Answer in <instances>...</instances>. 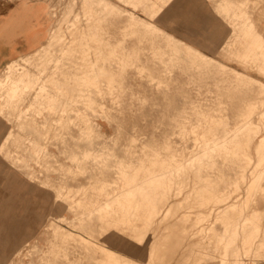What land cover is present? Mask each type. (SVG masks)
I'll return each mask as SVG.
<instances>
[{"label": "snow or ice", "instance_id": "1", "mask_svg": "<svg viewBox=\"0 0 264 264\" xmlns=\"http://www.w3.org/2000/svg\"><path fill=\"white\" fill-rule=\"evenodd\" d=\"M45 6L46 0H0L5 18L0 23L12 25L0 36V48L12 56L9 64L44 55L49 39L36 44L39 37L33 33ZM229 7L235 18L215 0L109 5L107 35L103 22L90 37L86 34L101 45L103 61L56 68L53 80L58 78L60 86L30 101L27 117L17 103L0 106V264H25V252L40 257L33 264H161L179 227L175 208L160 212L161 203L183 207L186 175H203L213 161L241 155L244 145L212 148L205 133L209 148L203 151L200 130L190 127L183 109V63L177 70L175 55L163 63L155 58L154 67L143 59L159 49L179 53L181 62L204 71L219 68L241 41L264 51V0L257 10L251 0ZM124 20L131 29L122 31ZM127 32L135 33L133 42L139 40L131 51ZM257 79L253 87L264 93V65ZM242 104V98L236 99L233 107L239 111ZM190 111L200 109L192 105ZM251 112L248 106L240 114L245 118ZM260 119L264 136V114ZM113 179L116 183L110 184ZM122 184L123 195H107ZM177 190L181 194L171 200ZM248 196L249 202L259 199L264 210V193L251 189ZM228 248L225 264H264V248L255 262L246 248L237 259L231 258L235 248Z\"/></svg>", "mask_w": 264, "mask_h": 264}, {"label": "rangeland", "instance_id": "2", "mask_svg": "<svg viewBox=\"0 0 264 264\" xmlns=\"http://www.w3.org/2000/svg\"><path fill=\"white\" fill-rule=\"evenodd\" d=\"M59 1L46 0L51 9L54 6H58L59 13L56 18H53V23L62 15L60 14L62 12H60ZM215 2L219 4L224 12H231L233 18L236 17V12L230 9L229 5L237 3L238 0H215ZM251 2L254 5L253 10H257L255 6L259 4L260 0H251ZM78 11L80 12L81 10ZM102 22L104 24L103 32L107 35L108 21L104 20ZM98 24L101 26V22ZM98 24L85 21V19L81 21V25L86 31H96ZM122 25V31L132 28L129 20L122 21ZM125 34L129 38V51L134 50L139 40L137 39L133 42L134 32ZM87 36L90 37L91 35ZM104 48L106 49L107 45H104ZM100 49V44L89 40L87 37L81 42L72 41V37H69L54 48L53 56L55 59L57 58V62L51 65L47 71V76L54 75L56 77V68L64 69L75 67L78 64L86 67L87 65L90 66L93 60L97 58L103 61L105 58L104 52ZM172 55L176 57L177 70H179L180 63H183V74L186 77V84L184 85L186 94L183 97V109L185 112H189L188 123L190 127H196L200 130L203 151H207L209 148L208 144L203 143L206 132L209 134L208 140L212 148H217L224 144L242 143L244 151L239 156L235 154L231 156L225 155L223 161H213V166L208 167V169L205 168L203 175L199 172L186 175L182 183V191L187 193V196L185 195L187 198L184 196L183 207L167 201L161 203L162 205L159 206L160 210L158 209L160 212H164L166 207L175 208L173 217L179 227L172 233V242H169L170 246H172L166 249L164 257L161 256L160 260L161 264L164 262V264H219L221 249H223L221 235L224 230L221 220L227 214L225 212L231 210L234 215L233 218L237 220L234 222L245 224L247 223L245 219L254 210H262L259 199L254 197L249 202L248 193L251 189L256 190L257 193H264V159H262L261 153L257 152V144L264 140V136L260 135L262 131L260 117L264 114L262 113V110H264V93L253 87L254 83L259 84L257 77L260 75L261 66L264 65V51L259 48H249L241 41L233 54L224 57L225 63L223 65H225V68L221 69L219 67L204 71L189 65L187 62H181L179 53L169 54L159 49L153 56L145 55L143 63L148 65L149 60H152L153 63L150 67H154L155 58H158L163 63L165 58L171 61ZM111 67L112 65L109 64L108 68ZM232 69L247 78L245 80H237ZM60 75H63V71L60 72ZM171 75L172 73L169 72V79H171ZM252 78L257 81L252 80ZM57 80L59 79L57 78ZM56 87L46 83L45 86L43 84L31 86L28 90L24 88L22 89L21 99H18L16 103L21 106L27 117L28 108L32 107L30 101H36L37 95L42 99L46 94V89L49 92V90ZM224 98H227V103L223 102ZM241 98L243 99V104L241 109L237 111L233 107L234 100ZM25 104H27L26 107L24 106ZM192 105H197L200 111L191 112ZM0 106L3 105L0 103ZM248 106H252V112L246 113V117L242 118L240 113ZM100 107L103 109V104ZM194 141L195 137L193 138L192 148L196 149L197 146ZM197 151H201V149H197ZM203 151H201V154H203ZM188 155H192L191 151L188 152ZM36 163H40L39 156L36 157ZM259 178L261 180L257 183ZM115 183V179L110 182V184ZM123 194V184L107 193V195L113 197ZM180 194L181 190H177L176 196L170 197V199L175 200ZM86 195V199H89V194L86 193ZM221 195H225V197H221ZM260 199H264V196H261ZM151 210L156 211L157 208L153 206ZM164 214L167 215L166 212ZM261 217H264L263 213ZM261 217L260 220L264 224V220ZM231 235L232 232L226 233L227 237ZM237 244L239 245L240 243L238 241L234 242L232 246L236 249ZM217 246L220 248L217 249ZM178 247L179 249H177ZM207 251L211 254H216L218 259L208 258L206 255ZM259 252L258 246L255 245L254 250L250 252L252 253L251 259L259 260L261 258ZM245 258H247V255ZM34 259L39 261L40 257L33 253L25 252V264H33Z\"/></svg>", "mask_w": 264, "mask_h": 264}, {"label": "bare ground", "instance_id": "3", "mask_svg": "<svg viewBox=\"0 0 264 264\" xmlns=\"http://www.w3.org/2000/svg\"><path fill=\"white\" fill-rule=\"evenodd\" d=\"M119 2L120 3H122V2L126 3L127 0H115V4H113V0H60L59 1V4L61 6L60 12H62L60 14H62V15H60V17L53 24L54 26L51 30L53 35L49 38V44H48L47 48L43 50L44 55L43 56L37 55V56L33 57L31 59V61L25 62V63L14 61L11 64H9L6 68H4L5 70L0 74V103L2 105H6L9 103H16L17 100L21 99V97H22V94H23L22 89L25 88V90H28L29 87L34 86V85L43 84L45 86L46 83H50L53 86L59 87L60 83H61L60 80H57V79L53 80V77H55L54 75L53 76H47V73H48L47 71L50 69L51 65L55 64V62H57L56 61L57 58L55 59L53 56V50L56 47V45L63 43L69 37H72V41L81 42L86 37V34L92 35L95 31L94 32L89 31V30L86 31L83 28V26L81 25V21L85 19V21L96 22L98 24L104 20H107L108 6L112 5L114 7V6L118 5ZM147 2H148V0L145 1V3H147ZM79 4H80V7L77 6ZM57 5H58V3H57ZM85 5H88V7H85ZM101 5H103V7H101ZM78 10H81V11L79 12ZM58 13H59L58 6H54V8L51 9V13H50L51 19L56 18ZM99 28H101L100 24L97 25V29H99ZM67 55H69V54H67ZM64 60H66V59H64ZM90 66L87 65L86 67H90ZM219 67L222 69V68H225V65L221 64ZM232 71L235 72L237 80H245L247 78L245 75L238 73L237 71H235L233 69H232ZM252 80H255V79L252 78ZM255 81H257V80H255ZM257 82L259 83V81H257ZM46 93H48L47 89H46ZM37 97H39V95H37L36 98ZM262 143H264V140L261 143L257 144V152L258 153H261ZM257 156H258V154H257ZM246 179H247V176H246ZM260 180L261 179L259 178L257 183H259ZM86 196L87 195L85 193V198H86ZM221 197H225V195H221ZM177 211H179V210H177ZM231 212H232L231 210H227L225 212L227 214H225L221 220V222L224 226V230H223V233L221 235V242L223 243V245H222L223 246V252H221V254H220V264H225V261L229 258L228 245L229 244L232 245L234 242L236 243L238 241V243H240V244L239 245L237 244L238 246L235 249V254L231 257L232 259L239 258V253H240L241 249L246 248L247 252L250 253L251 251L254 250L255 245L258 246V249L260 251L262 248H264V224H262V222L260 220V217L262 216V213L264 214V211H261L259 209L254 210V212L251 213L248 218H246V219L244 218L245 221H247V223H245V224H237L236 222H234L237 220L235 218H233L234 215ZM201 221H202V218H201ZM228 232H232V235L230 237L226 236V233H228ZM174 236H176V235H174ZM176 240H178V239H176ZM174 243L176 244V242H174ZM217 245H219V244H217ZM219 248L220 247L217 246V249H219ZM177 249H179V247ZM172 253H170V254H172ZM162 257H164V256H162ZM168 260H169V258H168Z\"/></svg>", "mask_w": 264, "mask_h": 264}, {"label": "crops", "instance_id": "4", "mask_svg": "<svg viewBox=\"0 0 264 264\" xmlns=\"http://www.w3.org/2000/svg\"><path fill=\"white\" fill-rule=\"evenodd\" d=\"M48 7H49V4L46 2V6L43 9H41V11L45 13V17L41 19V17L38 16L37 18L38 24H39L38 31L37 33H33L34 36L38 35L39 37L36 40V44H39L44 39H49V29L52 30L53 28L54 23H53V19H51V17L48 15ZM4 19L5 18L3 16H0V20H4ZM11 27L12 25L10 23H0V36H2L4 31L11 29ZM11 59H12L11 54L5 48H0V74L5 70L4 68H6L9 65V61ZM206 255L208 258L211 257L210 259H218V256L216 254H211L208 251L206 252ZM253 261L255 262L258 260H253ZM219 264H220V261H219Z\"/></svg>", "mask_w": 264, "mask_h": 264}]
</instances>
